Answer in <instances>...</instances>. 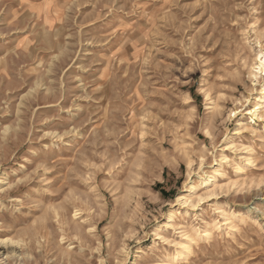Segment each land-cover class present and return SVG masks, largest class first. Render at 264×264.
I'll return each instance as SVG.
<instances>
[{"label": "rangeland", "instance_id": "374dc122", "mask_svg": "<svg viewBox=\"0 0 264 264\" xmlns=\"http://www.w3.org/2000/svg\"><path fill=\"white\" fill-rule=\"evenodd\" d=\"M263 59L264 0H0V264H264Z\"/></svg>", "mask_w": 264, "mask_h": 264}, {"label": "bare ground", "instance_id": "6f19581e", "mask_svg": "<svg viewBox=\"0 0 264 264\" xmlns=\"http://www.w3.org/2000/svg\"><path fill=\"white\" fill-rule=\"evenodd\" d=\"M256 71H255V73H254V76H253V78H255V77H257L261 72H263V70H264V59L263 60H259V61H257V66H256ZM256 107V106H255ZM256 113H258L259 115H264V112L261 114L260 112H259V110H257V109H255L254 110ZM261 111V110H260ZM256 113H255V115H256ZM193 187H195L196 188V185L195 186H191V188H193ZM198 188V187H197ZM192 190V189H191ZM193 191V190H192ZM194 192V191H193ZM185 249H187V247H185Z\"/></svg>", "mask_w": 264, "mask_h": 264}]
</instances>
